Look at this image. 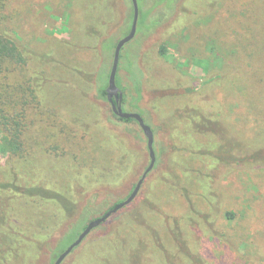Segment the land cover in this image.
<instances>
[{"label": "rangeland", "instance_id": "1", "mask_svg": "<svg viewBox=\"0 0 264 264\" xmlns=\"http://www.w3.org/2000/svg\"><path fill=\"white\" fill-rule=\"evenodd\" d=\"M72 11L73 32L63 28ZM4 12L3 28L25 50L44 106L68 125L61 134L62 123L51 119L49 130H34V141L51 135L52 143L57 133L82 143L87 133L84 155L96 159L92 139L102 132L109 145L102 154L115 156L111 169H93L94 191L82 185L90 166L77 163L84 177L72 184L78 209L62 225L67 231L86 203L96 215L128 196L150 163L144 131L119 120L101 95L113 64L108 51L125 36V7L108 28L104 0H7ZM90 26L96 31L89 35ZM136 37L122 49L117 78L134 89L142 76L141 93L131 90L123 109L143 111L159 159L132 203L62 264H119L121 254L129 264H264V0H164ZM49 159L59 164L51 172L67 173L61 157ZM11 162L0 153V164ZM114 177V186H103ZM39 214L35 226L71 217L57 207ZM28 234L32 247L18 248L4 264L51 263V248L35 245L38 231Z\"/></svg>", "mask_w": 264, "mask_h": 264}, {"label": "trees", "instance_id": "2", "mask_svg": "<svg viewBox=\"0 0 264 264\" xmlns=\"http://www.w3.org/2000/svg\"><path fill=\"white\" fill-rule=\"evenodd\" d=\"M104 2L111 12L109 19L103 20L105 27L108 28L110 22L115 18L116 9L123 6L125 7L123 34H128L134 17L133 1L104 0ZM163 2L164 0H139V24L141 26L145 24L148 15L150 16ZM6 4L7 0H0V153L9 155L13 164L11 166L12 168H8V164H0V264L6 262L7 256H14L18 248L23 246L29 249L32 247L33 240L28 236L29 232L32 233V228L39 233V239L34 240L35 245L41 248V250L44 248H51L48 250V254L51 257L50 264H53L61 252L79 236L92 219L103 216L108 210L127 199L131 192L128 196L107 206L101 214H92L89 202L88 204L86 203L82 206L83 209L81 214L79 213L77 216L78 220L72 223V226L66 227L68 228L67 231L64 230L62 225L64 223L66 226L69 225V221H71L73 217V212H76L78 209L76 205L77 199H75L77 197H75L76 195L73 191L72 184H74L75 179L79 181V179L84 176L81 171H78L79 168L77 167V163L79 162L78 164L90 166L89 169L92 170L93 173L86 177L88 182H82V185L86 189L94 191L96 189L94 185L97 184L99 176L94 173L93 169L96 167H103L105 168L103 169L104 171H107L106 169H111L109 166H114L115 156L109 154L104 156L102 154L103 149L109 146H107L105 141V139H108L107 136L101 140L104 134L102 132L96 133L97 139L94 138V135L91 137L94 138L92 140L96 143L97 149L100 150L96 159L84 155L86 153L83 149L86 148L83 145V141H86L87 133L83 134V138H80L82 139V143L75 141L74 144V142L68 140L70 138H67L65 135L58 139L59 134L57 133L53 135L55 140H57L52 143L48 142L51 140V135L46 136L44 139H38L39 141H37V143L34 141L36 138L34 130L38 127L49 130L51 119L53 121L52 124L61 125L59 122L62 123L63 127H61L60 130V133L62 131L61 134L65 132L64 127L66 128L68 125L65 121L58 118L59 115L56 116L54 114L53 107L47 110V107L44 106L39 90L33 86V76L28 67L29 58L24 52L25 50L21 47L16 35L12 32L9 33L3 28V24L6 20V14L4 12ZM73 13L74 11L70 12L66 23L63 25V28L67 27L71 32L76 29L74 27ZM255 21L257 22V20ZM89 25L90 23L88 22V26ZM88 29L89 35L96 31L92 26L88 27ZM110 38L112 39L109 35L104 41L107 40L108 42ZM119 39L117 41L113 39L114 46L109 51L106 48V43H103L104 55H107L108 51V55L114 57V50ZM89 46H91V44H89ZM124 48L125 47H123V49ZM163 50L165 53V47L162 48V51ZM123 51L121 52V58L123 56ZM66 68L69 69L68 67ZM16 74H18V79H21L20 81L17 79ZM106 78L107 83L101 86V95L108 100L106 89L109 79L108 72ZM141 80L142 76H140L136 87L131 89V87L125 85L124 82H119L117 78L118 85L124 92L123 104L126 101L127 94L131 90L139 94L141 91ZM108 102L110 101L108 100ZM111 109L119 120L128 123L134 122L143 131L135 118H121L114 113L112 106ZM32 111L38 112V115L36 114V117H33L31 114ZM142 112L141 110L140 113L142 114ZM45 113L49 114L47 118L44 115ZM61 142L62 144H60ZM53 143L57 145L53 146ZM99 143H103L104 146ZM52 156L61 157L63 160V164L61 163V165L66 166L67 173L61 171L57 172L56 170L53 171L54 173L50 171L56 166H59V164L56 165L54 161H50L49 158ZM106 166H108V168H106ZM77 173L79 175H76ZM21 179H23V182ZM114 184L115 177L112 182H107L103 186L112 187ZM3 193H5V195H3ZM7 193L11 194L8 195ZM90 202L92 203L93 201L90 200ZM48 207H57L60 212H65L66 215H70L71 217L69 220H67V218L66 220H59L53 227H49L47 223L43 221L35 226L36 218L33 220L34 216H36L37 213H40V216ZM83 212L85 215H82ZM104 224L105 223L100 226ZM78 225L81 226V229L76 228ZM99 227L95 228L93 232ZM59 229L63 231L58 235L56 243L53 246V242L50 244L51 237ZM126 243L127 242L124 241V244ZM47 244L49 246H47ZM140 245H142V243ZM129 255L130 253H128V256ZM119 259V264H129L130 262V259L127 260L128 257L126 258V256L122 254ZM116 262L117 261L111 260L107 261L109 264H116Z\"/></svg>", "mask_w": 264, "mask_h": 264}, {"label": "water", "instance_id": "3", "mask_svg": "<svg viewBox=\"0 0 264 264\" xmlns=\"http://www.w3.org/2000/svg\"><path fill=\"white\" fill-rule=\"evenodd\" d=\"M132 1L134 5V17H133L132 26L129 33L123 36L122 38H120L115 47L113 64L109 74L108 86L106 89H107V97L112 104L114 113L121 118H135L139 122L141 128L143 129L144 133L148 138V148H149L151 162L148 168L145 170L144 174L142 175L141 179L137 183L132 194L127 199L118 203L114 208L108 210L103 216L92 219L88 223L87 227L79 234V236L58 256L54 264H62L63 261L73 252V250L79 245H81L83 241L95 228L99 227L103 223H106L110 217H112L114 214L119 212L122 208L129 205L138 195L144 180L146 179L147 175L151 172V170L154 168L157 161V152L155 149V134L152 126L146 123L144 117L140 112L137 111L128 112L123 109L124 92L117 82V74L119 70L122 49L127 43H129L136 37L138 31V25L140 20V5H139V0H132Z\"/></svg>", "mask_w": 264, "mask_h": 264}, {"label": "flooded vegetation", "instance_id": "4", "mask_svg": "<svg viewBox=\"0 0 264 264\" xmlns=\"http://www.w3.org/2000/svg\"><path fill=\"white\" fill-rule=\"evenodd\" d=\"M110 105L112 106L111 102H110ZM145 135H146V134H145ZM146 137H147V136H146ZM147 144H148V138H147ZM148 149H149V148H148ZM156 152H157V151H156ZM149 154H150V153H149ZM158 157H159V156H158V152H157V161H156V164H155L154 168L151 170V172L156 168V165H157V162H158V159H159ZM150 162H151V158H150ZM149 165H150V163H149ZM149 165H148V166H149ZM148 166L144 169V171H143V173L141 174L140 178L137 180V182H136L134 188L132 189L130 195L132 194L133 190L135 189L137 183H138L139 180L141 179L142 175L144 174V172H145V170L148 168ZM149 174H150V173H149ZM149 174L147 175L146 179L144 180V182H143V184H142V187H143L144 183L146 182V180H147ZM142 187H141V189H142ZM141 189H140V191H141ZM140 191H139V193H140ZM139 193H138V194H139ZM130 195H129V196H130ZM129 196H128V197H129ZM137 196H138V195H137ZM137 196H136V197H137ZM131 203H132V202H131ZM61 253H62V252H61ZM55 261H56V259H55ZM55 261H54V263H55ZM54 263H53V264H54Z\"/></svg>", "mask_w": 264, "mask_h": 264}]
</instances>
